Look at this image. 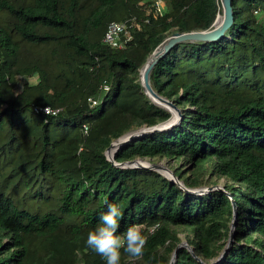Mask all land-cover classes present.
Returning a JSON list of instances; mask_svg holds the SVG:
<instances>
[{
	"label": "trees",
	"instance_id": "16d2710c",
	"mask_svg": "<svg viewBox=\"0 0 264 264\" xmlns=\"http://www.w3.org/2000/svg\"><path fill=\"white\" fill-rule=\"evenodd\" d=\"M157 1L0 0V264H105L85 244L105 201L123 209L118 231L147 236L142 255L122 251L121 264H169L180 232L192 250L181 247L174 264L215 262L233 201L234 241L214 264H264V0H232L221 38L158 59L151 85L183 118L115 153V162L174 160L179 181L206 192L106 156L118 137L171 118L141 83L149 55L223 14L221 0H160L163 12ZM131 17L141 27L124 47L103 42L111 21ZM46 105L59 111L35 112Z\"/></svg>",
	"mask_w": 264,
	"mask_h": 264
},
{
	"label": "water",
	"instance_id": "95a60500",
	"mask_svg": "<svg viewBox=\"0 0 264 264\" xmlns=\"http://www.w3.org/2000/svg\"><path fill=\"white\" fill-rule=\"evenodd\" d=\"M222 3V9H223V15L219 14L218 17L216 18L213 27L207 30H196V31H190V32H174L172 35L168 36L166 39L163 40V42L158 45L154 51L149 55L147 58L146 62L140 69V79L141 83L144 87L145 93L152 99V101L162 107H165L168 109L170 112L173 113L174 117L159 123L154 126L150 127H143L138 130L126 133L114 141L111 142V144L108 146L106 149V156L109 160H112L115 162V153L116 151L126 142L129 140H132L139 135H144L148 133H152L154 131H160L166 128H169L178 122H180L183 118L182 112L178 106L169 100L168 98L158 94L152 87L151 82H150V73L152 69L154 68L156 62L158 59L166 54L174 45L184 42V41H213L221 38L226 31L229 29V27L233 23V7H232V0H221ZM222 16V18H220ZM118 141L117 146H114L115 142ZM114 148L113 154L109 155V151ZM116 164L123 166V167H149L155 170L163 169L165 168L161 164L157 163H150L148 162L147 164H144L143 162L140 161V159H134V160H129L125 162H115ZM168 177V176H167ZM175 177V176H174ZM168 177L170 179H173L174 181H177V178L175 177ZM179 183L182 185L183 188H185L187 191L194 192V193H204L207 191L205 188H197V189H188L186 188L182 182L179 181ZM233 207H234V219L231 224V230H230V235L229 239L227 242L226 247L218 257V259L211 263L214 264L217 261H220L224 258V256L227 254L228 249L231 247L234 241V228L236 226V219H237V207L236 203L233 201ZM187 246L191 250L192 248L187 244V243H180L174 250L172 258L170 260L169 264H174L175 259L177 257L178 251L181 247Z\"/></svg>",
	"mask_w": 264,
	"mask_h": 264
},
{
	"label": "clouds",
	"instance_id": "9594fccd",
	"mask_svg": "<svg viewBox=\"0 0 264 264\" xmlns=\"http://www.w3.org/2000/svg\"><path fill=\"white\" fill-rule=\"evenodd\" d=\"M106 210L99 214L98 223L89 230L85 244L98 253L105 264H121L122 251L130 257L142 255L147 236L137 226L118 231L123 209L119 202L105 201Z\"/></svg>",
	"mask_w": 264,
	"mask_h": 264
},
{
	"label": "built area",
	"instance_id": "2783aa9c",
	"mask_svg": "<svg viewBox=\"0 0 264 264\" xmlns=\"http://www.w3.org/2000/svg\"><path fill=\"white\" fill-rule=\"evenodd\" d=\"M158 10L163 12L164 4L159 0L157 1ZM141 27V22L136 17H131L126 20H113L111 21L106 29V32L103 37V42L114 48H122L125 43L130 40L131 32ZM105 89H109L106 85ZM92 105L97 103L96 99L89 98ZM35 112H43L45 114H56L59 111V108H54L50 105L39 106L34 108ZM87 129V125L84 126Z\"/></svg>",
	"mask_w": 264,
	"mask_h": 264
},
{
	"label": "rangeland",
	"instance_id": "374dc122",
	"mask_svg": "<svg viewBox=\"0 0 264 264\" xmlns=\"http://www.w3.org/2000/svg\"><path fill=\"white\" fill-rule=\"evenodd\" d=\"M221 15H223V14H221ZM31 81H35V80L33 79ZM171 114H172L171 118H173L174 115H173L172 112H171ZM140 161L143 162L144 164H147L148 162L161 164L162 166L165 167L163 169H159V171L162 174H164L165 176H168V177H171V176L174 177L175 176L174 172H173V167L176 165V162L174 160H171L169 162L167 159L164 158V159H157V160H154V161H150L149 159H140ZM188 167H190V166L189 165L188 166H184V169H187ZM175 177L177 178V181H179V178L177 176H175ZM222 187H223V180H221L220 183L215 188H221L222 189ZM201 188H205L206 189V188H208V186L205 185V186H202ZM180 236L182 238V243H187L186 242V234L184 232H180Z\"/></svg>",
	"mask_w": 264,
	"mask_h": 264
},
{
	"label": "bare ground",
	"instance_id": "6f19581e",
	"mask_svg": "<svg viewBox=\"0 0 264 264\" xmlns=\"http://www.w3.org/2000/svg\"><path fill=\"white\" fill-rule=\"evenodd\" d=\"M222 18V16L220 17ZM118 144V141L115 142L114 146H117ZM113 151H114V148H112L110 151H109V155H112L113 154Z\"/></svg>",
	"mask_w": 264,
	"mask_h": 264
}]
</instances>
